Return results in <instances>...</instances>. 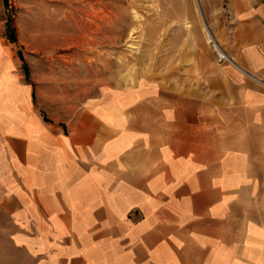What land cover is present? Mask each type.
I'll return each mask as SVG.
<instances>
[{
  "label": "crops",
  "instance_id": "0c3cea01",
  "mask_svg": "<svg viewBox=\"0 0 264 264\" xmlns=\"http://www.w3.org/2000/svg\"><path fill=\"white\" fill-rule=\"evenodd\" d=\"M227 58L192 85L114 92L80 125L46 121L4 78L0 219L31 264H264V0H226ZM11 83V84H10Z\"/></svg>",
  "mask_w": 264,
  "mask_h": 264
},
{
  "label": "rangeland",
  "instance_id": "374dc122",
  "mask_svg": "<svg viewBox=\"0 0 264 264\" xmlns=\"http://www.w3.org/2000/svg\"><path fill=\"white\" fill-rule=\"evenodd\" d=\"M226 0H0L4 78L29 87L32 108L64 132L111 106L114 92L192 85L196 55L202 69L217 60L211 12ZM212 38V36H211ZM11 84V83H10ZM11 220L0 219L4 230ZM0 233V243L10 234ZM0 264H31L24 251L0 252Z\"/></svg>",
  "mask_w": 264,
  "mask_h": 264
},
{
  "label": "built area",
  "instance_id": "2783aa9c",
  "mask_svg": "<svg viewBox=\"0 0 264 264\" xmlns=\"http://www.w3.org/2000/svg\"><path fill=\"white\" fill-rule=\"evenodd\" d=\"M214 49L216 51L217 60L219 62H221V61H223V60H225L227 58L226 54L224 53V51L221 49V47L218 44L214 45Z\"/></svg>",
  "mask_w": 264,
  "mask_h": 264
},
{
  "label": "bare ground",
  "instance_id": "6f19581e",
  "mask_svg": "<svg viewBox=\"0 0 264 264\" xmlns=\"http://www.w3.org/2000/svg\"><path fill=\"white\" fill-rule=\"evenodd\" d=\"M205 31H206V34H207V36H208V39H209L210 41H212L211 35L209 34L207 28H205ZM214 45H217V44H214Z\"/></svg>",
  "mask_w": 264,
  "mask_h": 264
}]
</instances>
